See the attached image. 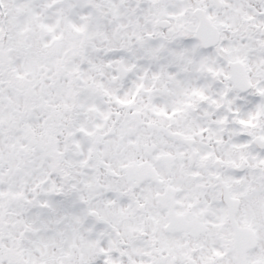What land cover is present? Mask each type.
Returning a JSON list of instances; mask_svg holds the SVG:
<instances>
[{"label": "snow or ice", "instance_id": "1", "mask_svg": "<svg viewBox=\"0 0 264 264\" xmlns=\"http://www.w3.org/2000/svg\"><path fill=\"white\" fill-rule=\"evenodd\" d=\"M0 264H264V0H0Z\"/></svg>", "mask_w": 264, "mask_h": 264}]
</instances>
